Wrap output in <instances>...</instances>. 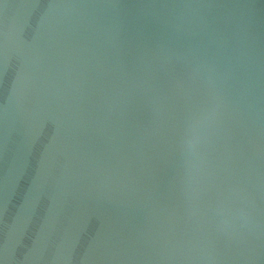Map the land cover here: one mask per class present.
I'll return each instance as SVG.
<instances>
[{"label": "water", "instance_id": "water-1", "mask_svg": "<svg viewBox=\"0 0 264 264\" xmlns=\"http://www.w3.org/2000/svg\"><path fill=\"white\" fill-rule=\"evenodd\" d=\"M0 264H264V0H0Z\"/></svg>", "mask_w": 264, "mask_h": 264}]
</instances>
